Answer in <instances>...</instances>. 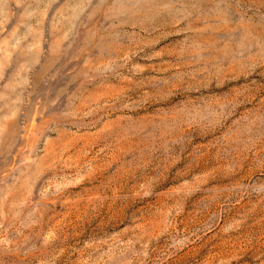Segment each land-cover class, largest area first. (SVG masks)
Returning a JSON list of instances; mask_svg holds the SVG:
<instances>
[{
  "label": "rangeland",
  "instance_id": "1",
  "mask_svg": "<svg viewBox=\"0 0 264 264\" xmlns=\"http://www.w3.org/2000/svg\"><path fill=\"white\" fill-rule=\"evenodd\" d=\"M0 264H264V0H0Z\"/></svg>",
  "mask_w": 264,
  "mask_h": 264
}]
</instances>
